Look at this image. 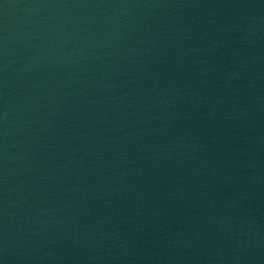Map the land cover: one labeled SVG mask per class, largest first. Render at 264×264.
Returning a JSON list of instances; mask_svg holds the SVG:
<instances>
[{
    "label": "water",
    "instance_id": "1",
    "mask_svg": "<svg viewBox=\"0 0 264 264\" xmlns=\"http://www.w3.org/2000/svg\"><path fill=\"white\" fill-rule=\"evenodd\" d=\"M0 264H264V0H0Z\"/></svg>",
    "mask_w": 264,
    "mask_h": 264
}]
</instances>
